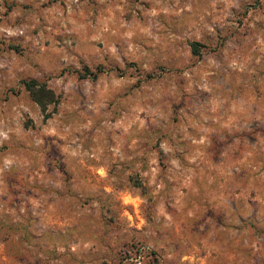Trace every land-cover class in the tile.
I'll use <instances>...</instances> for the list:
<instances>
[{
    "label": "rangeland",
    "instance_id": "374dc122",
    "mask_svg": "<svg viewBox=\"0 0 264 264\" xmlns=\"http://www.w3.org/2000/svg\"><path fill=\"white\" fill-rule=\"evenodd\" d=\"M0 264H264V0H0Z\"/></svg>",
    "mask_w": 264,
    "mask_h": 264
},
{
    "label": "trees",
    "instance_id": "16d2710c",
    "mask_svg": "<svg viewBox=\"0 0 264 264\" xmlns=\"http://www.w3.org/2000/svg\"><path fill=\"white\" fill-rule=\"evenodd\" d=\"M197 45H198L197 42L190 43V50L194 54L198 53ZM100 71H101L100 67H96L95 71H90L87 67L84 66L82 69V72L79 75L81 77L95 78L97 73ZM24 86L31 93V96L42 106L44 102L41 101L40 97H36V91L38 92V91L44 90V84L43 83L39 84L34 80H29V81L24 82Z\"/></svg>",
    "mask_w": 264,
    "mask_h": 264
}]
</instances>
